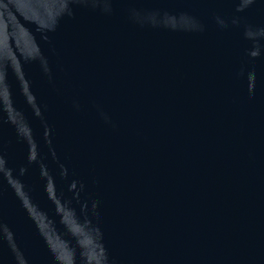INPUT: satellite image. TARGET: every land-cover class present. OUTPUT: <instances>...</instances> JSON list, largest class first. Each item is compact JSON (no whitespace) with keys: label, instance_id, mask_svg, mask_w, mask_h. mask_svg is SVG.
Wrapping results in <instances>:
<instances>
[{"label":"water","instance_id":"obj_1","mask_svg":"<svg viewBox=\"0 0 264 264\" xmlns=\"http://www.w3.org/2000/svg\"><path fill=\"white\" fill-rule=\"evenodd\" d=\"M0 264H264V0H0Z\"/></svg>","mask_w":264,"mask_h":264}]
</instances>
